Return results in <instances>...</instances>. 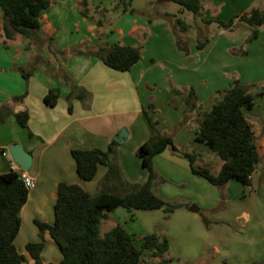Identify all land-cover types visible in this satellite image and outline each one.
Masks as SVG:
<instances>
[{"label": "crops", "instance_id": "0c3cea01", "mask_svg": "<svg viewBox=\"0 0 264 264\" xmlns=\"http://www.w3.org/2000/svg\"><path fill=\"white\" fill-rule=\"evenodd\" d=\"M132 1L129 0L126 6L131 11L117 6L115 9L122 12L118 21L99 31L100 20L91 15L94 0H85V13L81 12V0H52L40 12L34 39L20 34L5 38L0 11V115L3 116L0 121V172L10 169L12 160L7 145L19 142L31 154V164L26 170L34 180L20 207L19 228L13 238L15 247L25 257L23 264L55 263L60 258L57 245L47 230L42 232L39 262H35L24 248L26 242L39 239L33 219L52 222L56 184L59 181L77 183L88 192H94L99 186L105 165L97 164L93 177L82 179L75 171L71 148L104 149L115 134L125 128L122 139L115 140L116 163L127 181H144L147 170L141 165L135 149L148 138L149 131L141 118V109L151 103L157 129L170 133L175 146L194 151L195 159L210 154L204 143L193 139L197 130L196 109L208 110L220 96L221 33L224 29L218 27L215 38L201 48L188 42L185 52L175 45L172 22L167 17L174 12L159 14L156 6H149L152 13L147 12L132 6ZM200 5L201 15L212 14L210 17H214L218 14H240L254 7L264 9V0H200ZM102 9L106 17L109 10ZM182 11L176 9V12ZM255 41L253 38L241 44L245 56ZM112 42L139 46V58L127 70L109 67L92 54L98 45ZM232 45L233 42L225 43L223 51ZM22 70H30V73L24 77ZM232 74H226L228 80L229 77L241 78L237 69H233ZM169 85L183 93L191 86L195 106L185 111V102L171 92ZM49 88L57 89L53 105H47L43 99ZM80 90L86 91L82 97L76 96ZM261 99H264V92L253 94V105L244 110L251 124L259 159L249 174L247 184L228 180L218 187L220 193L221 187L236 190L239 196L264 190V146L262 140L257 139L262 132L264 134V100ZM22 109L28 115L26 127L20 126L14 117V112ZM183 114L184 120L177 126ZM27 130L32 132V137L27 135ZM152 166L155 173L164 177L176 178L177 181L191 180L185 189L186 194L182 193L176 200L192 197L190 199L195 205L188 203L170 213H164L160 208L122 210L116 207L114 210L128 216L133 223H137L135 219H141L148 230L156 226L152 232L168 239L165 257L171 264H258L261 261L264 241L262 237L252 236L251 232L256 228L245 229L248 211L239 210L232 218L235 230L243 232V236H238L241 238L234 240L237 247L231 250L226 244V249L222 248L221 239L226 238L221 234V224L215 226L212 221H203L194 212L196 204H200L201 191H211L209 182L192 173L185 159L167 148L153 155ZM149 216H153L156 222L148 227ZM140 223L136 224L139 228L143 227ZM113 224L109 223L101 232ZM122 224L127 231L134 232V224L130 226L132 229H128L126 223ZM178 234H182V244L173 250L171 238L175 239ZM231 256H234L233 261ZM214 258H218L215 263L212 261Z\"/></svg>", "mask_w": 264, "mask_h": 264}, {"label": "trees", "instance_id": "16d2710c", "mask_svg": "<svg viewBox=\"0 0 264 264\" xmlns=\"http://www.w3.org/2000/svg\"><path fill=\"white\" fill-rule=\"evenodd\" d=\"M51 1L0 0L1 29L4 37L11 38L15 34H20L34 39L39 27L40 12ZM169 1L178 4L179 11L184 9L191 11L199 16L203 23L213 22L219 28L230 29L235 19L243 21L249 26L244 42L255 38L258 26L264 23V9L254 7L240 14H233L228 19H221L218 16H202L200 0ZM123 3L121 10L131 11V8L126 7L129 0ZM81 4L83 5L81 12L85 13L87 10L84 6L85 0H81ZM175 21L174 23L179 26L178 29L186 30L189 26L180 17L175 16ZM174 23L171 25L175 45L186 52L188 41H180ZM207 40L208 38L204 37L194 44L200 48ZM240 52L245 53V50L241 49ZM92 54L109 67L127 70L139 58L140 48L137 45L112 42L98 45ZM29 73L30 70H22L24 77ZM169 89L185 102V111H190L195 106V96L191 86L185 93L172 85H169ZM80 91L76 96L82 97L86 93L85 90ZM219 94V98L208 110L196 109L197 130L193 137L195 141L204 143L221 159L219 169L215 173L205 166L195 165L194 151L180 150L173 143L170 133L160 132L157 129V120L152 116L151 103L141 109V115L149 131L148 138L135 149L141 165L147 170L144 181L129 182L122 177L114 157L117 144L115 139H111L104 149L71 148L70 155L80 178L91 179L97 164L105 165V171L94 192H88L77 183L59 181L56 184L52 222L33 219L39 239L26 242L24 245L33 260L40 261V251L43 246L42 232L47 230L57 245L60 258L55 263L46 264H139L145 251L153 257H158L151 264H171L170 259L165 257L168 250V240L165 236L160 237L153 232L146 233L139 244L135 245L133 233L127 231L123 224L115 222L100 232V222L116 207H124L127 210L160 208L164 212L173 210L174 206L151 188V180L155 175L152 157L166 147L186 157L191 172L205 178L211 185L219 187L230 179L243 184L248 183L249 174L259 159L251 124L244 113V110L253 105V94L249 91V85L240 83L238 79H233L227 88L219 90ZM56 96L57 89L49 88L43 99L47 105H53ZM27 116V111L24 109L14 112L16 122L22 127L27 126ZM2 118L3 116L0 115V121ZM183 120L184 114L177 126ZM27 135L33 136L29 130ZM27 192V187L15 170L0 172V264L24 263L25 257L15 247L13 238L19 228V210L25 202ZM261 263L264 264V254Z\"/></svg>", "mask_w": 264, "mask_h": 264}, {"label": "rangeland", "instance_id": "374dc122", "mask_svg": "<svg viewBox=\"0 0 264 264\" xmlns=\"http://www.w3.org/2000/svg\"><path fill=\"white\" fill-rule=\"evenodd\" d=\"M124 1L126 0H94V4H93L94 11L92 12L91 15L96 19L100 20L101 25L99 26L100 27L99 31H103L108 26L110 28V25L113 26L114 23L118 21V17L122 12L119 9H115V8L117 6L119 8L122 7ZM131 5L135 7H141V9H145L147 10V12H151V9H148L149 6L151 7L156 6L158 12H160L159 14H162V12L164 11L174 12L175 15L173 14L172 16L170 15L167 16L169 17V20L172 23L176 22L175 21V16H176V17H180L184 22H187L189 24L186 30H181L178 29L179 26L174 23L179 39H181L180 40L181 42L191 41L194 43L195 41L202 40L204 37H207L208 40L205 42L206 44L211 38H215L216 36V30L218 29V27L215 25V23H211L209 25L204 24L200 20L199 16L193 14L191 11H188L186 9H184L182 12H176V9L178 8V4H176L173 1L164 0L162 2H159L157 0H133ZM102 8L109 10V14L106 17H104L102 14L103 13ZM135 15L144 16L142 14H135ZM211 15L212 14H204L203 16L210 17ZM218 15H219L218 17H220L221 19H228L233 14H218ZM221 29H224V31H222L221 33V89L227 88L230 85V83L233 81V79H230V77L228 80L226 74H228V76L230 75L232 76L233 75L232 70L237 69L241 72V78L238 81L240 83L248 84L249 91H251L254 95L264 92V51L262 47L264 46V23L258 26L257 36L255 37L256 41L252 45V47L253 46L254 47L249 51V54L247 56H245L246 55L245 53L240 52V49L242 47L241 44L244 42L243 36L245 34H248L249 32V26L243 21L235 19L230 29L227 28H221ZM108 34L110 33L108 32ZM230 42H233L234 45L229 47V49H227L226 51H223L222 49L223 45L225 43H230ZM153 115L154 114L152 113V116ZM141 118L143 119L142 115ZM258 138L262 140L264 146L263 132L260 134V136L257 137V139ZM166 148L171 152L183 157L185 159L186 164H188V160L186 157L182 156L179 152L171 150L169 147ZM178 148L180 150H184L181 147ZM193 163L197 166H205L212 173H215L219 169L221 159L214 152L210 151V154L208 155L204 154L202 159L196 158L193 161ZM230 180H233L232 182L237 181L235 179H230ZM190 182L191 180H184V179L183 181H177L176 178H169V177L167 178V176L164 177L161 173H155L153 179L151 180V187L154 191H157L158 194H160V196L164 195L162 198L165 199L167 202L171 203L174 206L173 207L174 210L176 207L184 206L187 205L188 203H193L195 205V202L192 199H190L192 197L184 201L176 200L179 199V197H181L180 195H182V193L186 194L185 189L187 185L190 184ZM209 186L212 188L211 191L209 192H206L205 190L201 189L203 191H201L202 196L199 200L200 204H196L197 207L195 208L194 212H196L202 218L203 221H208V222L212 221L215 226L221 224V228L223 227L221 234L226 238V239H221V246L224 245L222 246V248L226 249L225 245L227 244L231 250L235 249L237 247V244L234 240L235 239L237 240V238H241L238 237L239 235L243 236L242 231L239 232L235 230L236 229V224L234 223L235 220L232 219L233 215L237 211L242 209L248 211L249 214L248 220L245 225V229L252 230L254 228L255 230L256 228L255 231L251 232L250 230L249 232H251L253 234L252 236H255V238L262 237L264 241V227H263L264 226V190L262 189L259 192L253 191V193H246L244 196L243 195L239 196L236 190H233L231 188L229 190L228 189L224 190L223 187H221V193H220V189H218V186H214L211 184ZM119 208L122 210H127L126 208L124 209V207H119ZM113 210L108 213L106 220L101 221L99 226L100 232L109 223H115V222H119L121 224L126 223V227L128 229H132V227L130 226L134 224L133 225V227L135 226V230L133 232L134 243L135 245H138L144 234L151 233L152 231L155 230L156 226L148 230V228L146 227L147 225L146 224L144 225L143 221L137 218L135 219L137 223H140L139 222L140 220L142 223L140 224L144 227V228L143 227L139 228V226L136 225L137 223L135 222L133 223L128 216H123L122 214L116 213L115 210L114 211ZM170 212L171 211L164 213H170ZM148 222H149L148 223V227H149L151 224H154L156 221L153 220V216H149ZM156 235L160 237L164 236L159 234ZM178 235L179 236H176L175 239L171 238L172 241L171 246L173 250H175V248L178 245L182 244V236H181L182 234H178ZM51 244L54 245L53 242ZM184 249L185 252L187 253L185 247ZM185 252L183 251V253ZM233 257L234 256H231V260ZM156 259H158V257H153L150 255L149 252L145 251L142 254V259L139 262V264H151V262H153ZM217 260L218 258H214V260L212 261L213 263H215ZM258 264H262L261 261Z\"/></svg>", "mask_w": 264, "mask_h": 264}, {"label": "water", "instance_id": "95a60500", "mask_svg": "<svg viewBox=\"0 0 264 264\" xmlns=\"http://www.w3.org/2000/svg\"><path fill=\"white\" fill-rule=\"evenodd\" d=\"M124 134H125V128H121L115 134L114 139L117 141H120ZM7 150H8L11 160L17 163L20 168H23V169L29 168L31 164V154L25 149H23L21 143L11 142L7 145ZM189 208L192 209V205H190Z\"/></svg>", "mask_w": 264, "mask_h": 264}, {"label": "built area", "instance_id": "2783aa9c", "mask_svg": "<svg viewBox=\"0 0 264 264\" xmlns=\"http://www.w3.org/2000/svg\"><path fill=\"white\" fill-rule=\"evenodd\" d=\"M2 153L5 154L6 151H3ZM10 169L15 170L18 173L21 181L23 182L24 186L27 187V189L34 185V180L26 169L20 168L18 164L13 161L10 162Z\"/></svg>", "mask_w": 264, "mask_h": 264}]
</instances>
